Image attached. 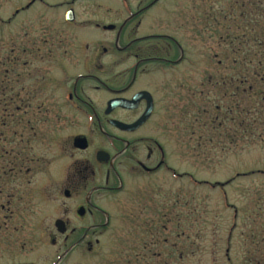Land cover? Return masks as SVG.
<instances>
[{
  "label": "rangeland",
  "instance_id": "1",
  "mask_svg": "<svg viewBox=\"0 0 264 264\" xmlns=\"http://www.w3.org/2000/svg\"><path fill=\"white\" fill-rule=\"evenodd\" d=\"M29 1L0 0V204L11 209L14 197L17 210H0V264H264V0H166L146 16L153 24L130 38L169 34L184 49L157 81L165 164L175 175L126 174L121 191L90 198L103 213L84 218L76 207L104 171L83 174L84 191L64 197L71 163L91 153L73 151L70 138L93 118L62 108L72 107L67 84L87 68L31 64L29 54L15 61L41 34L27 15L13 22ZM42 11L38 2L28 10ZM157 49L144 53L180 56ZM87 85L82 96L94 104L104 94ZM16 96L30 106L2 114ZM60 219L65 235L74 228L67 238Z\"/></svg>",
  "mask_w": 264,
  "mask_h": 264
},
{
  "label": "flooded vegetation",
  "instance_id": "2",
  "mask_svg": "<svg viewBox=\"0 0 264 264\" xmlns=\"http://www.w3.org/2000/svg\"><path fill=\"white\" fill-rule=\"evenodd\" d=\"M165 1L30 0L14 13L13 22L16 28L20 25L17 16L27 15L29 17L25 19L29 21L25 25L33 29H41L38 39L32 41L29 52L18 50L14 56L17 63L29 54L31 64L36 59L37 63L47 67L87 68L84 73L77 74L73 77V81L67 84L69 91L65 97L68 105L72 107L62 108L68 113L93 118L92 129L70 138L73 151L85 152L90 149L91 153L88 159H76L71 163L73 181L67 184L68 188L63 192L64 197L72 199L84 191L83 187L86 188V183L83 186V174L93 175L95 168L104 171L103 183L91 184L87 189L85 204L77 205V215L80 218H84L86 213L90 216L97 212L103 213L101 207L94 204L90 198L99 193L121 191L126 174L132 177L144 175L150 177L166 168V171L175 175L173 169L165 164L163 124L158 113L160 102L157 94L160 87L157 81L161 73L172 71L183 61L184 49L180 41L169 34L147 33L130 38L138 32L143 23L153 24L152 21L146 20V16L151 15L153 11H159ZM36 2L49 11L28 12ZM37 26L43 28H36ZM162 45L178 51L179 58L156 56V51L152 55H145L146 50H158L157 48ZM115 53L118 54V59L117 56L114 58ZM83 83L88 84L89 90L104 95L98 97L94 104L86 101L81 93L84 89ZM15 99L17 101L13 109L6 113L7 110L4 108L2 114L17 117L19 110H25L30 106V100L24 101L17 96ZM114 99L130 102L129 106L109 107V102ZM140 119L142 121L130 129H122L113 123L117 121L133 125ZM93 136L98 138L100 143L95 144ZM77 138L86 140L85 149L74 146ZM98 153L103 155L98 158ZM13 159L17 163L18 158L15 156ZM13 168L15 169L16 165H13ZM13 198L9 200L11 209L5 207L3 203L0 204L2 212L3 210L9 211L10 214L17 212L15 209L13 211L15 208ZM79 210L83 213L79 214ZM9 217L12 216L5 215L10 221ZM61 221L65 227L63 233L65 235L68 221ZM105 225L106 223H93L88 227L95 229ZM73 231L74 228L69 234ZM69 234L65 235V238Z\"/></svg>",
  "mask_w": 264,
  "mask_h": 264
},
{
  "label": "water",
  "instance_id": "3",
  "mask_svg": "<svg viewBox=\"0 0 264 264\" xmlns=\"http://www.w3.org/2000/svg\"><path fill=\"white\" fill-rule=\"evenodd\" d=\"M130 102H126L122 99H114V100H111L109 102V107L113 108V107H116V106H123V107H128ZM145 117H142V119H144ZM142 119H140L137 123L133 124V125H127V124H123V123H120V122H117V121H113L114 124H116L117 126H119L120 128L122 129H130V128H134L135 126H137V124H139ZM74 146L79 148V149H85L86 148V140L84 138H77L74 142ZM103 153H98V158L100 156H102ZM79 214H82L83 211L82 210H79L78 211ZM56 229L60 232V233H64L65 232V227H64V224L61 220H56L55 223H54Z\"/></svg>",
  "mask_w": 264,
  "mask_h": 264
}]
</instances>
